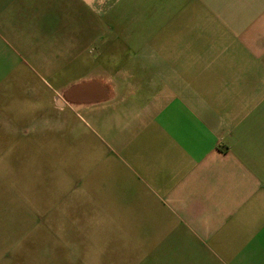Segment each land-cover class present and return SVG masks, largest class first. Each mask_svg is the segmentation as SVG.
<instances>
[{
	"label": "crops",
	"instance_id": "crops-1",
	"mask_svg": "<svg viewBox=\"0 0 264 264\" xmlns=\"http://www.w3.org/2000/svg\"><path fill=\"white\" fill-rule=\"evenodd\" d=\"M123 3L0 0V116L21 102L0 131L89 140L64 259L264 264V0Z\"/></svg>",
	"mask_w": 264,
	"mask_h": 264
},
{
	"label": "rangeland",
	"instance_id": "rangeland-1",
	"mask_svg": "<svg viewBox=\"0 0 264 264\" xmlns=\"http://www.w3.org/2000/svg\"><path fill=\"white\" fill-rule=\"evenodd\" d=\"M122 2L118 12L132 17L133 6L127 0ZM143 7L139 4L135 10L141 15ZM135 30L143 31L142 21L137 22ZM32 102H22L26 113L23 121L36 107ZM62 104L61 98H54L56 111L61 112ZM3 105L0 125L8 122L7 126L14 127V116L20 121L21 102L8 100ZM7 129L0 131V238L1 245L6 243L8 258L12 256L7 264H32V254L38 257V264H69L64 259L68 250L62 243L69 230L64 226H73L70 222L78 220V213L68 205L69 185L81 174L94 175L89 160L92 155L87 150L89 140L85 143L83 138L65 133L51 134L48 141L33 133L19 136ZM71 238L74 249L88 239L77 229H71Z\"/></svg>",
	"mask_w": 264,
	"mask_h": 264
}]
</instances>
